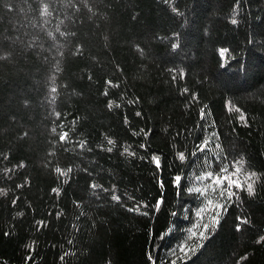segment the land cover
<instances>
[{"label":"trees","instance_id":"1","mask_svg":"<svg viewBox=\"0 0 264 264\" xmlns=\"http://www.w3.org/2000/svg\"><path fill=\"white\" fill-rule=\"evenodd\" d=\"M0 264H264V0H0Z\"/></svg>","mask_w":264,"mask_h":264},{"label":"rangeland","instance_id":"2","mask_svg":"<svg viewBox=\"0 0 264 264\" xmlns=\"http://www.w3.org/2000/svg\"><path fill=\"white\" fill-rule=\"evenodd\" d=\"M242 178V174L240 172H237L235 174H233L231 177H229V181L231 182L232 186H236V184H239L238 186H240V181Z\"/></svg>","mask_w":264,"mask_h":264}]
</instances>
